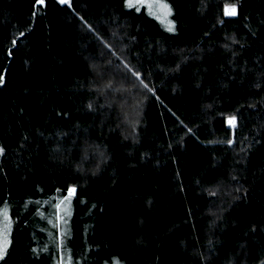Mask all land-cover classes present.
Instances as JSON below:
<instances>
[{"label": "trees", "instance_id": "obj_1", "mask_svg": "<svg viewBox=\"0 0 264 264\" xmlns=\"http://www.w3.org/2000/svg\"><path fill=\"white\" fill-rule=\"evenodd\" d=\"M161 1L0 0V264H264V0Z\"/></svg>", "mask_w": 264, "mask_h": 264}, {"label": "rangeland", "instance_id": "obj_2", "mask_svg": "<svg viewBox=\"0 0 264 264\" xmlns=\"http://www.w3.org/2000/svg\"><path fill=\"white\" fill-rule=\"evenodd\" d=\"M129 3L131 5H134V6H137V7H145L146 10L152 16L157 18L166 28H168L170 30H172L174 28V24H172V22H171V20H172L171 19L172 10H170V12H169L167 9H160V8L157 7L158 4H163L165 2H163L161 0H129ZM231 6H233V5L225 6V8H224L225 15H227V16H235V15L226 14L228 11L231 10ZM235 7H236V12L238 13V7L236 5H235ZM170 9H171V7H170ZM135 111L136 110H134L133 113H135ZM132 116H133V114H132ZM69 209H70V207L69 206H65L64 203L61 206V209H59V207H58V210H59L58 220H59V223H60V230L63 231V232L67 231V229H68V219L70 218V216H71V214L73 212V209H72V211H70ZM0 227H1V224H0ZM2 235H3V233L0 234V236H2ZM7 241H8V243H7L6 253H7V250L9 248V244H10L9 239H7Z\"/></svg>", "mask_w": 264, "mask_h": 264}, {"label": "snow or ice", "instance_id": "obj_3", "mask_svg": "<svg viewBox=\"0 0 264 264\" xmlns=\"http://www.w3.org/2000/svg\"><path fill=\"white\" fill-rule=\"evenodd\" d=\"M39 2L42 3L43 0H39ZM61 2H62V3H66L67 0H61ZM157 7L160 8V9H167L169 12H170V10H171V9H170V6L167 5L166 3L158 4ZM226 14H228V15H236L237 12H236V7H235V5L231 6V10L228 11ZM229 122H230V123H234V118L230 119ZM70 191L74 192L75 190H74V189H71ZM4 217H5V220L8 219V217H7V213H6V212L4 213ZM7 243H8V241H7V232L5 231V232L3 233V235L0 236V258H2V257L5 255V253H6Z\"/></svg>", "mask_w": 264, "mask_h": 264}]
</instances>
